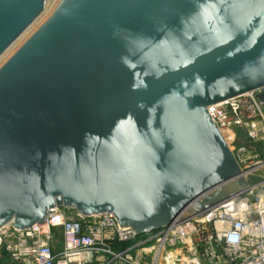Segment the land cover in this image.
Returning <instances> with one entry per match:
<instances>
[{
    "label": "water",
    "instance_id": "95a60500",
    "mask_svg": "<svg viewBox=\"0 0 264 264\" xmlns=\"http://www.w3.org/2000/svg\"><path fill=\"white\" fill-rule=\"evenodd\" d=\"M45 2L0 0V57ZM251 91L264 106V0H62L0 68V229L202 217L249 187L208 107Z\"/></svg>",
    "mask_w": 264,
    "mask_h": 264
},
{
    "label": "built area",
    "instance_id": "2783aa9c",
    "mask_svg": "<svg viewBox=\"0 0 264 264\" xmlns=\"http://www.w3.org/2000/svg\"><path fill=\"white\" fill-rule=\"evenodd\" d=\"M208 111L248 180L246 191L200 218L144 234L120 226L112 212L57 206L42 223L0 229V264H264V181L248 179L261 160L241 143L264 137L263 103L251 91Z\"/></svg>",
    "mask_w": 264,
    "mask_h": 264
},
{
    "label": "rangeland",
    "instance_id": "374dc122",
    "mask_svg": "<svg viewBox=\"0 0 264 264\" xmlns=\"http://www.w3.org/2000/svg\"><path fill=\"white\" fill-rule=\"evenodd\" d=\"M62 0H46L45 10L43 13L23 32V34L3 53L0 57V68L13 56V54L50 18L55 9L61 4ZM254 154L261 160L248 179L253 182L264 181V137L253 142ZM70 215H75V211L71 210ZM58 238H60L58 236Z\"/></svg>",
    "mask_w": 264,
    "mask_h": 264
},
{
    "label": "bare ground",
    "instance_id": "6f19581e",
    "mask_svg": "<svg viewBox=\"0 0 264 264\" xmlns=\"http://www.w3.org/2000/svg\"><path fill=\"white\" fill-rule=\"evenodd\" d=\"M5 53V52H4ZM2 58V57H1Z\"/></svg>",
    "mask_w": 264,
    "mask_h": 264
}]
</instances>
